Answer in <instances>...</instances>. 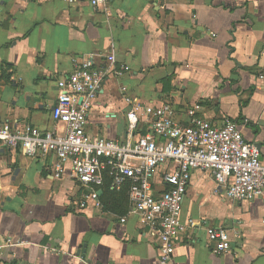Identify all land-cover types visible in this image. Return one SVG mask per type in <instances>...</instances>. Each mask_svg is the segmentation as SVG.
I'll return each mask as SVG.
<instances>
[{
  "label": "crops",
  "instance_id": "1",
  "mask_svg": "<svg viewBox=\"0 0 264 264\" xmlns=\"http://www.w3.org/2000/svg\"><path fill=\"white\" fill-rule=\"evenodd\" d=\"M111 53L131 69L106 81L89 134L126 139L127 95L171 102L184 123L200 103L216 125L239 122L264 165V0H0V121L62 131L58 81L76 57L96 54L103 65ZM55 161L0 147V264H163L159 233L130 201L106 209L100 185V204L81 209L86 188L71 165L55 178ZM182 220L171 264H264V196L229 199L211 173L194 170ZM208 227L228 231L230 251H215Z\"/></svg>",
  "mask_w": 264,
  "mask_h": 264
},
{
  "label": "built area",
  "instance_id": "2",
  "mask_svg": "<svg viewBox=\"0 0 264 264\" xmlns=\"http://www.w3.org/2000/svg\"><path fill=\"white\" fill-rule=\"evenodd\" d=\"M89 1L96 7L107 2ZM97 57H76L73 71L58 81L53 113L57 123L63 125L62 131L44 132L30 123L19 126L0 121V147L21 149L31 158L55 156V178H61L71 165L75 180L86 188L79 203L81 209L91 201L100 204L95 187L102 185L106 176L112 189L127 187L130 213L159 233L160 261L171 264L176 240L187 230L182 204L192 172L211 173L229 199L253 201L264 196L261 150L245 138L239 122L225 119L216 125L206 119L200 103L186 107L184 123L177 118L171 102L156 105L129 95L125 97L129 106L125 140L89 134L88 117L106 81L120 78L131 69L118 62L114 53L105 56L103 65L98 64ZM144 122L149 129L146 133H142ZM122 221L126 222L127 216ZM207 233L217 243V253L231 250L225 228L208 227Z\"/></svg>",
  "mask_w": 264,
  "mask_h": 264
},
{
  "label": "trees",
  "instance_id": "3",
  "mask_svg": "<svg viewBox=\"0 0 264 264\" xmlns=\"http://www.w3.org/2000/svg\"><path fill=\"white\" fill-rule=\"evenodd\" d=\"M248 92H249L248 95L252 96V94L254 92V88L249 89ZM244 105H245V102L243 103V106ZM102 189L104 190V195H102L100 197V199H101V202L106 209H111V207H112L111 204L114 203L115 201L122 200L125 203L126 202L128 203V201H129L128 188L123 187L119 190L112 189L111 188V179L108 176L105 177V181L102 184ZM119 196H122V197H119ZM126 209L128 210V207Z\"/></svg>",
  "mask_w": 264,
  "mask_h": 264
},
{
  "label": "water",
  "instance_id": "4",
  "mask_svg": "<svg viewBox=\"0 0 264 264\" xmlns=\"http://www.w3.org/2000/svg\"><path fill=\"white\" fill-rule=\"evenodd\" d=\"M100 193H101V191H100ZM100 193H99V194H100Z\"/></svg>",
  "mask_w": 264,
  "mask_h": 264
}]
</instances>
